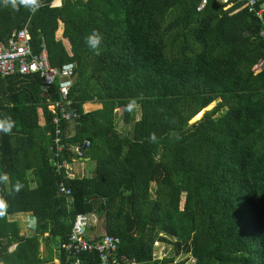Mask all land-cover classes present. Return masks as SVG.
<instances>
[{"label": "trees", "instance_id": "1", "mask_svg": "<svg viewBox=\"0 0 264 264\" xmlns=\"http://www.w3.org/2000/svg\"><path fill=\"white\" fill-rule=\"evenodd\" d=\"M201 1L0 0V41L26 26L32 53L74 64L80 117L63 122L62 140H88L78 161L94 162L74 178L52 165L56 86L49 97L37 73L0 77V264H101L96 252L65 250L79 214L95 216L119 238L116 256L136 264H264L261 23L237 0ZM18 213L31 234L8 218ZM156 241L172 247L162 260Z\"/></svg>", "mask_w": 264, "mask_h": 264}, {"label": "built area", "instance_id": "2", "mask_svg": "<svg viewBox=\"0 0 264 264\" xmlns=\"http://www.w3.org/2000/svg\"><path fill=\"white\" fill-rule=\"evenodd\" d=\"M228 0H219L226 3ZM242 2L248 11L252 12L261 23L259 31L260 38L264 41V6L257 7L256 0H237ZM206 0H202L198 9H201ZM264 66V63H263ZM74 64L72 62L63 63L60 66H52L48 61L46 50L43 48L36 54L32 53L29 44V34L27 27L13 30L10 35L0 41V77H8L12 75H24L37 73L40 78L41 91L52 96L51 89L56 86V99L49 98L47 104L48 110L52 114L51 123L53 125L52 151L51 162L57 169H63L66 178H74L77 175H82L73 172L71 167L72 162L80 160L84 156L85 150L90 146L88 140H83L80 144L68 145L63 139L64 123H73L79 119L80 114L76 107L72 105L69 97L71 87L74 83ZM72 131L66 133L65 136H71ZM72 155L70 161L65 156ZM71 162V163H70ZM58 192L65 196L70 195V190L66 189L61 182L58 186ZM32 223V222H31ZM31 223L29 226H31ZM89 224V216L86 214L76 215L72 224L71 231L68 236V241L65 250L73 257L81 252H96L101 264H136L133 259L125 256L118 258L116 256L119 238L109 234H103L98 238L86 237V228ZM160 242L156 241L155 244ZM160 245H163L160 243ZM155 260H162L167 257L166 249L163 247L154 252ZM75 264H78L76 261Z\"/></svg>", "mask_w": 264, "mask_h": 264}, {"label": "rangeland", "instance_id": "3", "mask_svg": "<svg viewBox=\"0 0 264 264\" xmlns=\"http://www.w3.org/2000/svg\"><path fill=\"white\" fill-rule=\"evenodd\" d=\"M61 0H54L53 5H58ZM59 34V33H58ZM215 102L211 103V105L206 107V109H209L214 105ZM201 113V112H200ZM197 115V114H196ZM140 116V109L137 107L136 109V117L138 118ZM114 126L115 129L118 132H125L128 130L129 125H126L123 123L121 119V108H116L115 109V114H114ZM71 167L73 168V172H89L92 171L94 168V162L92 160H87V161H74L71 164ZM82 169V170H81ZM9 219H14L17 220L19 227H20V233L22 235H29L33 232L32 228H29V225L31 223L30 216L28 214H13L8 216ZM104 234L103 228L100 227L99 225H96V221L92 224L89 221V226H88V232H86L87 237H99ZM163 247L168 250L169 252L172 251V247L170 245L166 246V244L160 245V243L154 245V252H158L160 248L163 249ZM44 245L43 243L40 246V253L44 254ZM188 256H181L176 258L175 264H188ZM55 264H59L58 260H54Z\"/></svg>", "mask_w": 264, "mask_h": 264}, {"label": "clouds", "instance_id": "4", "mask_svg": "<svg viewBox=\"0 0 264 264\" xmlns=\"http://www.w3.org/2000/svg\"><path fill=\"white\" fill-rule=\"evenodd\" d=\"M22 3L29 4L33 6V8L36 6V0H21ZM13 6H15V2L13 0ZM89 46L91 48H96L97 44L99 43V37L98 36H92L88 39ZM11 127L10 122L7 124V126L3 127V131L7 132Z\"/></svg>", "mask_w": 264, "mask_h": 264}, {"label": "crops", "instance_id": "5", "mask_svg": "<svg viewBox=\"0 0 264 264\" xmlns=\"http://www.w3.org/2000/svg\"><path fill=\"white\" fill-rule=\"evenodd\" d=\"M95 103V102H94ZM97 107H99V104H97V103H95L94 104V106H93V108H97ZM83 108H85V107H83ZM88 159H85L84 161H87ZM18 214H28V213H18ZM90 223H94L95 221H96V217L95 216H92L91 218H90ZM89 226V225H88ZM88 226H87V230H88ZM90 237V236H89Z\"/></svg>", "mask_w": 264, "mask_h": 264}, {"label": "water", "instance_id": "6", "mask_svg": "<svg viewBox=\"0 0 264 264\" xmlns=\"http://www.w3.org/2000/svg\"><path fill=\"white\" fill-rule=\"evenodd\" d=\"M210 108H211V107H210ZM210 108H209V109H210ZM209 109H206V107H205V108L201 111V114H200L199 117L194 118V117L196 116V115H195V116H194L189 122H190V123H193V122L197 121L198 119L201 118V116L203 115V113H204L206 110H209ZM199 113H200V112H199Z\"/></svg>", "mask_w": 264, "mask_h": 264}]
</instances>
